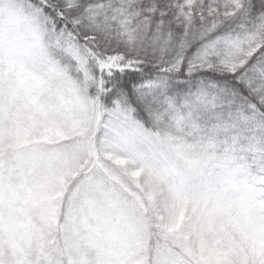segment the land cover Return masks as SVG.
Segmentation results:
<instances>
[{
    "label": "snow or ice",
    "instance_id": "snow-or-ice-1",
    "mask_svg": "<svg viewBox=\"0 0 264 264\" xmlns=\"http://www.w3.org/2000/svg\"><path fill=\"white\" fill-rule=\"evenodd\" d=\"M0 264H264V0H0Z\"/></svg>",
    "mask_w": 264,
    "mask_h": 264
}]
</instances>
